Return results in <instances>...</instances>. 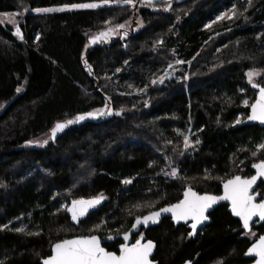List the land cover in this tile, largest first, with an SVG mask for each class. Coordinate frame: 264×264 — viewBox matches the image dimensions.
<instances>
[{
  "label": "trees",
  "instance_id": "obj_1",
  "mask_svg": "<svg viewBox=\"0 0 264 264\" xmlns=\"http://www.w3.org/2000/svg\"><path fill=\"white\" fill-rule=\"evenodd\" d=\"M99 1L0 0V13L28 11L23 39L0 22V105L7 104L0 106V264H41L60 240L127 231L137 215L177 202L185 188L219 194L222 180L248 177L264 159L257 149L264 128L235 123L249 115L243 98L249 105L256 98L245 74L256 69L264 85V0H183L167 11L142 4L32 11ZM233 5L235 17L216 20ZM136 12L141 29L89 43ZM173 63L176 79L153 84ZM106 104L111 115L68 125L47 144L26 143ZM184 136L192 142L187 149ZM82 170L88 173L77 178ZM101 193L106 199L79 224L61 208ZM146 203L152 207H133ZM210 216L196 237L169 218L140 234L157 242L159 264L247 263L264 223L251 235L226 205ZM101 220L106 224L89 232ZM119 243L105 246L118 251Z\"/></svg>",
  "mask_w": 264,
  "mask_h": 264
},
{
  "label": "snow or ice",
  "instance_id": "obj_2",
  "mask_svg": "<svg viewBox=\"0 0 264 264\" xmlns=\"http://www.w3.org/2000/svg\"><path fill=\"white\" fill-rule=\"evenodd\" d=\"M111 0H101V3L108 4ZM124 4L133 5L135 0H122ZM147 4L151 6L152 0H146ZM252 0H248L249 6L251 5ZM165 10H168V7L171 5V0H165ZM100 6L97 3H80V4H65L61 7L56 8H35L32 11L37 13H46L53 11H63L65 9H81V8H90L94 9ZM247 9H245L246 11ZM237 14L236 7L233 5L231 9L227 12L221 13L216 17V20L221 19H232ZM9 19L10 23H15V20L11 18L10 14H0ZM0 22H3L0 20ZM105 23H109L106 21ZM209 25H206L208 27ZM125 24H117L115 27H108L104 31H100L95 36L91 37L89 43L95 44L97 42H105L112 36L117 29H124ZM15 34L23 39V36L19 28H16ZM127 33H125L126 35ZM162 43V42H161ZM87 47V45H86ZM85 63H87L85 61ZM177 63H183V61H177ZM169 67H172L171 64ZM89 71H91V66H88ZM117 72L120 69L116 70ZM248 83L252 88L258 89V93L254 103L249 105L247 100H244L242 103L248 105L251 108V114L247 116L249 121H259L261 124H264V87L259 83L254 82V77L261 75L256 69L249 70L246 74ZM160 83H163V77L159 79ZM153 84L157 83L156 80L152 81ZM21 89L18 87L16 89L19 92ZM2 106V105H0ZM112 109L106 104L105 107L95 109L91 112H86L83 114H78L72 119L65 120L63 122H56L55 125L50 129L48 135L49 139H55L58 132L62 131L68 125L78 123L85 120L86 118H95L98 116L111 115ZM116 115H120V112H116ZM235 123H241V120L237 118ZM199 140L195 141L196 144H199ZM26 143L32 144H47L48 140L43 141H27ZM192 146V142L189 140L188 136H184V148L187 149ZM257 149H264V144L257 145ZM180 155H183L181 152ZM256 152H252V156L255 157ZM151 166V164L149 165ZM252 168L256 169V174L252 175L250 178H243L239 175H234L230 179L222 180L223 184V194L222 195H212L210 193H199L195 191L192 187L185 188L183 192V199H179L174 204H168L167 206L160 207L158 210H153L148 212L146 215L135 217V222L132 223L131 229H136L141 223L147 225L149 221L156 223L163 213H171V218L173 221H191L190 228L191 231L188 233L189 236H192L197 229V226L202 224L204 221L208 220L206 212L214 204L219 201H229L231 204V213L239 217L242 222L244 230H247L249 234L250 230V221L253 220V217H258L259 221H264V193H256L253 189V185L256 183L258 177H264V159H260L259 162L253 163ZM172 176L176 175V170L173 169L170 173ZM124 184L131 183V180L125 179L122 181ZM257 196L261 198L257 202ZM106 199L101 193L97 196L90 197L88 199L80 198L74 199L71 201V205H61V208H65L68 213H71V219L73 221H78L79 217L85 216L90 208H94L96 205L100 204L102 200ZM134 208L140 207H152V204L146 203L144 205L135 204ZM106 222L101 220L100 224L94 225L92 229H89V232L94 230H99L102 225H105ZM7 227V226H4ZM16 232H23L24 229L16 228ZM129 231H117V235H122L125 243L119 245V254L113 251H108L101 246V238L95 234L91 235H81L76 236L72 239H63L51 246V254L43 259L42 264H153V261L150 259L154 243L151 240H148L142 243L143 234L140 235V238L135 240V243L128 244L129 240ZM33 235V233H29ZM108 240L114 239L112 235L107 236ZM248 253H254L257 257L255 264H264V235H260L255 243L251 245L248 249ZM190 264V262H186Z\"/></svg>",
  "mask_w": 264,
  "mask_h": 264
},
{
  "label": "rangeland",
  "instance_id": "obj_3",
  "mask_svg": "<svg viewBox=\"0 0 264 264\" xmlns=\"http://www.w3.org/2000/svg\"><path fill=\"white\" fill-rule=\"evenodd\" d=\"M176 1H183V0H171V5L169 7H171L172 4H174ZM87 3H97V4L100 5L98 7L124 4L122 2V0H111V2L108 3V4H103V3H101V1H99V2H87ZM76 4H80V3H76ZM140 4L146 5L148 7L156 8V9H165V7H166L165 0H152L151 6H149L147 4L146 0H141V1L140 0H135V3L133 4V6L136 9H138V6ZM61 6H63V5H61ZM61 6H51V7H46V8H56V7H61ZM169 7H168V9H169ZM81 9H87V8H81ZM75 10H79V9H65L63 11H53V12L75 11ZM27 12H28L27 10H19V11H16V12H4V13H0V14H10L11 15V18L15 20V23H10L8 18L4 17L3 15H0V20L3 21V22H1V24L5 28H7L8 30L13 31V32H16V28H19L20 29V24L23 22V20H24L23 17L27 14ZM33 12H35V11H33ZM132 18H130V20H128L125 23V28L124 29H117L116 32L114 33V35H121V34H125V33L130 34L131 32L136 31V30H139V29H141L144 26L143 20H142V18L139 16V14L137 12L134 14V17H132ZM98 33H96V34H98ZM220 34H222V33H220V32L217 33L216 35L213 36V38L218 37ZM171 66L172 67H168L161 75L158 76V78L156 79L157 83H155V85L163 86V85L167 84L168 82L176 79V77H177L176 75H177V71H178L177 63H173ZM161 77H163V83H160L159 82V79ZM256 78H257V76L254 77V82H257V79ZM186 82H188V74L186 76ZM240 91L242 92L243 91V88H240ZM244 100L249 101V98L248 97H244L243 98V101ZM6 105L7 104H4L2 106V108H1V110ZM240 117H241V115L239 116V118ZM48 135H49V133L46 134V135H44V136H42V137H40V138H37L36 140H33V141H43V140H46V139L49 140ZM35 144H37V143H35ZM37 145H43V144H37ZM81 173L83 175V174H87L88 172L86 170H82L81 172L75 174L77 176V178L80 177V174ZM74 199H71V201L74 200ZM71 201L69 202L68 206L71 205ZM102 201H101V203H102ZM100 204L96 205L93 209H96ZM82 219H84V216L83 217H79L78 218V221H74V223L75 224H79Z\"/></svg>",
  "mask_w": 264,
  "mask_h": 264
},
{
  "label": "water",
  "instance_id": "obj_4",
  "mask_svg": "<svg viewBox=\"0 0 264 264\" xmlns=\"http://www.w3.org/2000/svg\"><path fill=\"white\" fill-rule=\"evenodd\" d=\"M261 85V84H260ZM262 87H264V85H261ZM254 89V88H253ZM254 90H256V96H257V93H258V89H254ZM256 99V98H255ZM255 102V100L253 101V103ZM251 114V108L249 109V115ZM245 125H258L259 127H262V128H264V124H261L259 121H249L248 119H247V117L245 118V119H243L242 121H241V123H238V126H245ZM257 163V162H256ZM252 170H253V174L252 175H255L256 174V169H254V168H252ZM251 175V176H252ZM239 176H241V175H239ZM251 176H249V177H243V176H241V177H243V178H250ZM262 181H264V177H258L257 178V181H256V183L253 185V189L254 190H256V188L258 187V185L262 182ZM194 189V188H193ZM195 191H197L196 189H194ZM197 192H199V191H197ZM199 193H201V192H199ZM205 193V192H204ZM208 193V192H207ZM256 193H259V192H256ZM201 194H203V193H201ZM210 194H212V195H222L223 194V188H222V192L220 193V194H213V193H210ZM182 199H183V196H182ZM259 199H260V196H257V202L259 201ZM176 203V202H175ZM172 204H174V203H172ZM221 204H227L228 205V211L231 213V204H230V202L229 201H219V202H217L216 204H214L211 208H209L208 210H207V212H206V215L209 217L208 218V220L207 221H204L202 224H200V225H198L197 226V229H196V232L192 235V236H195L196 234H197V232H198V230L199 229H201L202 227H204V226H206V225H209L210 223H211V221H212V219H211V217H210V213L211 212H213L219 205H221ZM165 206H167V205H165ZM159 209V208H158ZM158 209H156V210H158ZM93 210V208H90L89 210H88V212L85 214V216H87L89 213H91V211ZM232 214V213H231ZM146 215V214H145ZM84 216V217H85ZM232 216L234 217V218H236V219H239V217H236V216H234L233 214H232ZM165 218H170V220L175 224V225H181V224H188L189 225V228H190V224H191V221L189 220L188 222H185V221H179V222H176V221H173L172 220V218H171V213H163V214H161V216H160V218L158 219V221L156 222V223H153V222H151V221H149L148 223H147V225H145V224H143V223H141L140 225H138L137 226V228L136 229H131V227H130V233H129V240L127 241V243L128 244H132V243H135V241L133 240V235L134 234H136V233H138V231H139V229L140 228H150V227H154V226H158V225H160L161 223H162V221L165 219ZM240 220V219H239ZM258 221V224H262L264 221H259V218L258 217H253V220L252 221H250V230H251V227H252V223L254 222V221ZM135 222V221H134ZM133 222V223H134ZM242 223V222H241ZM243 227V226H242ZM191 229V228H190ZM129 230H127V231H129ZM247 231V230H246ZM95 235H97V236H99L100 238H101V246L102 247H104L106 250H108V248L105 246V244H107V243H113V242H115V241H117V240H122V243H125V241L123 240V236L122 235H117V233H112V234H109V235H112L113 237H114V239H112V240H108L107 239V236L108 235H105V236H103V237H101L100 235H98V234H95ZM264 235V234H263ZM74 237H76V236H74ZM74 237H70V238H66V239H72V238H74ZM148 240H151V241H153V243H154V249H153V252H152V255H151V257H150V259L153 261V264H159V262L157 261V260H155L154 259V256H155V253H156V248H157V243H156V241H154L153 239H146V238H144L143 237V239H142V243H144V242H146V241H148ZM256 241H254L253 243H255ZM252 243V244H253ZM251 244V245H252ZM251 245H250V247H251ZM249 247V248H250ZM248 248V249H249ZM248 249H247V251H246V254H245V257L246 258H254V260L252 261V262H250V263H248V264H255V261H256V259H257V257L255 256V254L254 253H248ZM108 251H110V250H108ZM113 252H116V251H113ZM117 254H119V246H118V252H116ZM48 257V256H47ZM47 257H45V258H47ZM45 258H43V259H45ZM43 259H41V264H42V262H43ZM186 262H190V264H193V262L192 261H186ZM186 262L185 263H183V264H186Z\"/></svg>",
  "mask_w": 264,
  "mask_h": 264
},
{
  "label": "flooded vegetation",
  "instance_id": "obj_5",
  "mask_svg": "<svg viewBox=\"0 0 264 264\" xmlns=\"http://www.w3.org/2000/svg\"><path fill=\"white\" fill-rule=\"evenodd\" d=\"M251 176V175H250ZM249 177V176H248ZM262 183H264V181H262L259 185H258V187L256 188V190H255V192H259V187H260V185L262 184ZM222 188H223V184H222V187H221V192H222ZM220 192V193H221ZM204 193V192H203ZM219 193V194H220ZM260 193V192H259ZM214 194V193H213ZM261 198V197H260ZM182 199V198H181ZM221 205H226L227 206V209H228V205L227 204H221ZM220 206V205H219ZM212 213V212H211ZM210 213V214H211ZM209 214V215H210ZM211 217V216H210ZM170 219V218H169ZM239 220V219H238ZM171 221V220H170ZM240 221V220H239ZM172 222V221H171ZM173 223V222H172ZM240 223H241V221H240ZM264 223V222H263ZM174 224V223H173ZM175 225V224H174ZM181 225H184V226H186L189 230H188V233L191 231V229L189 228V225L188 224H181ZM259 225H261V224H258V221L256 220V221H254L253 223H252V227H251V233L253 232V227L254 226H259ZM175 226H179V225H175ZM207 226V225H206ZM206 226H204V227H206ZM204 227H202L201 229H199L198 230V232H200ZM241 227H242V223H241ZM141 229H148V228H140L139 229V231H138V233H136V234H134L133 235V240L135 241L137 238H140V235L141 234H143V237L144 238H146V239H152V238H147L146 237V235L144 234V233H141L140 234V231H141ZM242 229H243V227H242ZM246 231V230H245ZM198 232H197V234L195 235V236H189V237H196L197 235H198ZM247 233H249L248 231H246ZM138 234V235H137ZM137 235V236H136ZM260 235H263V234H260ZM260 235H258V236H256L254 239H253V241H252V243L254 242V241H256L258 238H259V236ZM154 240V239H153ZM117 241H120V243L118 244V246L122 243V240H117ZM155 241V240H154ZM116 242V241H115ZM114 243V242H113ZM157 243V242H156ZM251 243V244H252ZM107 244H111V243H107ZM250 244V245H251ZM250 245H249V247H250ZM118 246H117V249H118ZM248 247V248H249ZM247 248V249H248ZM157 249V248H156ZM109 250V249H108ZM110 251H114V250H110ZM247 251V250H246ZM116 252H118V251H116ZM245 254H246V252H245ZM246 258V257H245ZM154 259H155V256H154ZM248 261H247V263H245V264H248V263H250V262H252L253 260H254V258H246ZM156 260V259H155ZM158 261V260H157ZM186 261H191V260H186ZM186 261H184V262H182V263H179V264H183V263H185Z\"/></svg>",
  "mask_w": 264,
  "mask_h": 264
}]
</instances>
